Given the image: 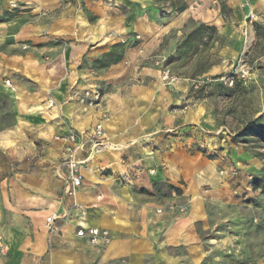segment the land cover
<instances>
[{
    "label": "crops",
    "instance_id": "crops-1",
    "mask_svg": "<svg viewBox=\"0 0 264 264\" xmlns=\"http://www.w3.org/2000/svg\"><path fill=\"white\" fill-rule=\"evenodd\" d=\"M184 3L162 15L150 0H0V90L15 99L20 119L53 133L42 175L27 172L18 180L22 195L0 196V264H198L206 250L197 230L207 219L200 205L213 193L234 191L237 178L222 173L223 151L198 149L215 137H202L195 126L189 82L163 85L164 55L152 51L189 17L233 31L215 0ZM225 3L244 23L247 12L264 11V0ZM120 42L133 43L123 60L95 67ZM102 80L112 86L100 105L82 107L78 93ZM46 99L57 103L55 114L36 109ZM102 113L106 145L80 165L82 182L70 192L62 142L53 137L92 128ZM181 201H188L185 212L169 208ZM51 213L58 218L48 233ZM80 224L106 230L109 242L92 245L76 234Z\"/></svg>",
    "mask_w": 264,
    "mask_h": 264
},
{
    "label": "rangeland",
    "instance_id": "rangeland-1",
    "mask_svg": "<svg viewBox=\"0 0 264 264\" xmlns=\"http://www.w3.org/2000/svg\"><path fill=\"white\" fill-rule=\"evenodd\" d=\"M150 5L168 15L180 11L185 3L150 0ZM215 5L232 26V34L189 17L181 29L161 36L152 53L164 55L163 64L182 78L211 79L198 89L190 87L198 115L195 126L202 137H215L214 142L198 149L223 151L227 165L222 173L237 178L234 191L213 193L200 205L207 219L198 222L197 230L206 250L197 263L264 264V11L256 14L252 23L246 19L244 23L234 18L225 0H215ZM125 45L126 42L110 45L95 61V67L102 69L122 61L133 43ZM240 68L248 69L244 79L234 74L232 85L219 80ZM108 86L112 85L102 80L90 88L103 94ZM56 106L55 102L48 106L46 99L36 109L41 113L52 109L55 114ZM18 115L15 99L0 90V196L6 200L22 195L18 180L25 173L42 175V166L50 163L47 159L53 143V133H44L41 123ZM172 205L181 206L182 210H177L183 213L188 201ZM8 208L6 205V211Z\"/></svg>",
    "mask_w": 264,
    "mask_h": 264
},
{
    "label": "built area",
    "instance_id": "built-area-1",
    "mask_svg": "<svg viewBox=\"0 0 264 264\" xmlns=\"http://www.w3.org/2000/svg\"><path fill=\"white\" fill-rule=\"evenodd\" d=\"M256 19V13L250 11L246 17V21L252 23ZM160 65V81L165 86H174L182 77L172 73L170 69L163 64V61L158 63ZM234 74H237L244 79L248 74L247 68H240L235 72L221 77L219 80H223L225 84L232 85L234 83ZM192 89H198L203 84L209 82L208 78H193L186 79ZM5 84L10 86L9 80H5ZM78 103L84 108H95L100 105L102 100V94L96 89H83L78 93ZM53 99H48V106H53ZM106 118V113H102L98 122L89 129L86 130H68L64 134L55 135L54 140L62 142V148L60 152V162L67 168V178L70 184V192L80 186L82 182V175L79 171L80 165H82L89 157L97 154L105 145L106 138L103 131V120ZM77 151H83L85 159L77 161L74 157ZM171 209L182 210L181 206L169 205ZM56 213H51L44 219V226L48 232H55V220L57 219ZM78 236L87 237L92 245H105L109 242V236L106 230L95 227H86L79 225L76 231Z\"/></svg>",
    "mask_w": 264,
    "mask_h": 264
}]
</instances>
